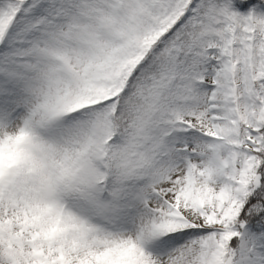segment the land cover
<instances>
[{"label": "snow or ice", "instance_id": "6c2138e0", "mask_svg": "<svg viewBox=\"0 0 264 264\" xmlns=\"http://www.w3.org/2000/svg\"><path fill=\"white\" fill-rule=\"evenodd\" d=\"M0 264H264V0H0Z\"/></svg>", "mask_w": 264, "mask_h": 264}]
</instances>
